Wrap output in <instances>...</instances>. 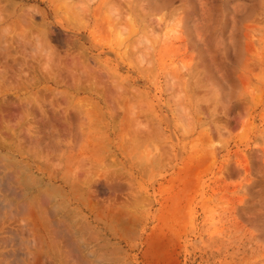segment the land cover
<instances>
[{"label":"rangeland","instance_id":"374dc122","mask_svg":"<svg viewBox=\"0 0 264 264\" xmlns=\"http://www.w3.org/2000/svg\"><path fill=\"white\" fill-rule=\"evenodd\" d=\"M0 108V264H264V0H0Z\"/></svg>","mask_w":264,"mask_h":264},{"label":"bare ground","instance_id":"6f19581e","mask_svg":"<svg viewBox=\"0 0 264 264\" xmlns=\"http://www.w3.org/2000/svg\"><path fill=\"white\" fill-rule=\"evenodd\" d=\"M70 1V0H69ZM82 2V1H81ZM103 2V1H102ZM81 4V3H80ZM83 4V3H82ZM117 4V3H116ZM87 5V4H86ZM115 5V4H114ZM112 6V5H111ZM84 7V6H83ZM86 7V6H85ZM89 7V6H88ZM117 7V6H116ZM116 7H115V10H116ZM101 8V7H100ZM122 8V7H121ZM141 8V7H140ZM119 9V8H118ZM125 9V8H124ZM132 9V8H131ZM83 10V9H82ZM113 10V9H112ZM120 10V9H119ZM84 11V10H83ZM86 11V10H85ZM120 11H122V10H120ZM26 13V12H25ZM115 14V13H114ZM172 15V14H171ZM126 17V16H125ZM27 18V17H26ZM112 18V17H111ZM85 20V19H84ZM126 20V19H125ZM153 20V19H152ZM105 22V21H104ZM146 22V21H145ZM112 24V23H111ZM126 26H128V25H126ZM108 27V26H107ZM112 28V27H111ZM149 30V29H148ZM151 30V29H150ZM126 34V33H125ZM127 36V35H126ZM146 37V36H145ZM22 38V37H21ZM122 38V37H121ZM124 39V38H123ZM151 39V38H150ZM36 40V39H35ZM120 40H122V39H120ZM149 40V39H148ZM147 41V40H146ZM40 44V43H39ZM112 46V45H111ZM140 46V45H139ZM95 47V46H94ZM150 47V46H149ZM39 48V47H38ZM48 48V47H47ZM46 51V50H45ZM42 52V51H41ZM87 56V55H86ZM142 56V55H141ZM145 56V55H144ZM50 57V56H49ZM145 58V57H144ZM150 62V61H149ZM151 63V62H150ZM83 64V63H82ZM184 67V66H183ZM73 68V67H72ZM60 76V75H59ZM49 77V76H48ZM35 80V79H34ZM33 81V80H32ZM58 81V80H57ZM38 82V81H37ZM63 82V81H62ZM122 85V84H121ZM29 86V85H28ZM86 88V87H85ZM194 89V88H193ZM192 92V91H191ZM38 93V92H37ZM126 94V93H125ZM36 95V94H35ZM41 96V95H40ZM29 97V96H28ZM118 97V96H117ZM135 97V96H134ZM216 97V96H215ZM35 98H36V96H35ZM34 98V99H35ZM41 98V97H40ZM43 98V97H42ZM193 98V97H192ZM33 101V100H32ZM122 101V100H121ZM31 103V102H30ZM24 104V103H23ZM44 104V103H43ZM25 105H27V104H25ZM88 105V104H87ZM91 106V105H90ZM93 107H94V105H93ZM22 108H23V106H22ZM1 109V108H0ZM29 110V109H28ZM92 110V109H91ZM1 111V110H0ZM6 111H7V109H6ZM5 111V112H6ZM21 111H23V110H21ZM31 111V110H30ZM4 112V111H3ZM27 112V111H26ZM82 112V111H81ZM84 112V111H83ZM82 112V113H83ZM139 112V111H138ZM155 112V111H154ZM27 113H29V112H27ZM96 113V112H95ZM135 113V112H134ZM31 115H32V113H31ZM96 115V114H95ZM16 116V115H15ZM20 116H21V114H20ZM91 116V115H90ZM93 116V115H92ZM91 116V117H92ZM25 118V117H24ZM21 119H23V118H21ZM88 120V119H87ZM21 122V121H20ZM89 122V121H88ZM94 122H95V120H94ZM134 123V122H133ZM97 124V123H96ZM94 125V124H93ZM138 125V124H137ZM92 126V125H91ZM149 127V126H148ZM7 129V128H6ZM24 129V128H23ZM37 129V128H36ZM94 130V129H93ZM145 130V129H144ZM16 131V130H15ZM143 131V130H142ZM139 132V131H138ZM140 133H141V130H140ZM145 133V132H144ZM143 133V134H144ZM104 134V133H103ZM86 135V134H85ZM83 139H85V138H83ZM148 140V139H147ZM5 141V140H4ZM64 142V141H63ZM154 142V141H153ZM104 143V142H103ZM3 144V143H2ZM147 144V143H146ZM4 145V144H3ZM143 146H145V145H143ZM73 147V146H72ZM2 148V147H1ZM5 148V147H4ZM70 148V147H69ZM90 148V147H89ZM104 148V147H103ZM155 148V147H154ZM72 149V148H71ZM8 151V150H7ZM92 151V150H91ZM76 152V151H75ZM111 152V151H110ZM22 153V152H21ZM7 156V155H6ZM12 156V155H11ZM112 157V156H111ZM4 158V157H3ZM9 158V157H8ZM80 158V157H79ZM2 159V158H1ZM6 159V158H5ZM86 159V158H85ZM85 159H83V160H85ZM92 159V158H91ZM98 159V158H97ZM146 159V158H145ZM4 160V159H3ZM82 160V161H83ZM112 160V159H111ZM6 161V160H5ZM113 161V160H112ZM146 161V160H145ZM11 162V161H10ZM95 162V161H94ZM148 162V161H147ZM14 163V162H13ZM17 163V162H16ZM86 163H90V162H86ZM109 163V162H108ZM139 163H140V161H139ZM205 163V162H204ZM59 164V163H58ZM112 164H113V162H112ZM198 164V163H197ZM90 165H92V164H90ZM93 165H94V163H93ZM109 165V164H108ZM27 166V165H26ZM31 166V165H30ZM56 167H57V163H56V165H55ZM111 166V165H110ZM144 166H146V165H144ZM143 166V167H144ZM13 167V166H12ZM55 167V168H56ZM91 167V166H90ZM24 168V167H23ZM97 168V167H96ZM20 169V168H19ZM22 169V168H21ZM25 170H24V172H28L29 174H28V176H26V178H24V179H28V177L30 178V176H31V174L30 173H32V171H31V169L29 168V166L28 167H25L24 168ZM104 169V168H103ZM60 169H58V171H59ZM97 170V169H96ZM16 171V170H15ZM20 171H22V170H20ZM88 171V170H87ZM92 171V170H91ZM23 172V171H22ZM21 172V173H22ZM26 172V173H27ZM88 172H90V171H88ZM96 172V171H95ZM11 173V172H10ZM10 173L7 171V169H6V166L5 165H3V164H0V175H1V179L3 180V178H6L7 176V178L8 179H10V180H12L11 178H16V176H14L13 174H11L10 175ZM92 173V172H91ZM23 174V173H22ZM85 174V173H84ZM95 174V173H94ZM34 175V174H33ZM56 175H57V172H56ZM56 175H55V177H56ZM86 175V174H85ZM9 176H11L10 178H9ZM53 176V175H52ZM91 176V175H90ZM32 177V179H33V176H31ZM86 177V176H85ZM78 178V177H77ZM16 179H20V178H16ZM16 179H14L15 180V186L13 185V186H10V184H9V181L8 180H5V182L6 181H8V183L6 184V183H4V181H2L1 180V182H0V184L3 182V184H5V185H2V186H4V187H6V188H3V189H7V191H8V189L10 190V192L8 191V196L12 193V194H15V195H17L18 197V199H19V197H24L25 196V194L27 193V191H25L26 190V188H22L21 187V185H20V181L22 180H20V181H18V180H16ZM37 179V178H36ZM62 179V178H61ZM86 179H87V177H86ZM31 180V179H30ZM51 180V179H50ZM83 180H85V179H83ZM91 180H92V178H91ZM69 181V180H68ZM81 181H82V179H81ZM29 182V181H28ZM37 182H39V184H41V180H39V181H37ZM48 182V181H47ZM78 182V181H77ZM84 182V181H83ZM93 182V181H92ZM191 182V181H190ZM11 183V182H10ZM68 183V182H67ZM74 184H75V182H74ZM74 184H73V186H74ZM75 185H78V184H75ZM81 185V184H80ZM96 185V184H95ZM29 186H31V185H29ZM29 186H27V187H29ZM34 186V185H33ZM62 186V185H61ZM16 187H18L20 190H17L16 191ZM26 187V186H25ZM46 187H47V184H46ZM45 187V188H46ZM52 187V186H51ZM57 187V186H56ZM55 187V188H56ZM30 188V187H29ZM32 188H34V187H32ZM79 188V187H78ZM78 188H77V191H79L78 190ZM2 189V190H3ZM51 189V188H50ZM54 189V188H53ZM61 189V188H60ZM56 190H58V189H56ZM55 190V191H56ZM73 190H74V188H73ZM6 191V192H7ZM25 191V192H24ZM28 191H30L29 189H28ZM40 191V190H39ZM42 191V190H41ZM60 191V190H59ZM58 191V192H59ZM62 191V190H61ZM65 191V190H64ZM43 192V191H42ZM44 192H46V191H44ZM43 192V194H46V193H44ZM66 192V191H65ZM57 193V192H56ZM60 193V192H59ZM74 193V192H73ZM77 194V193H76ZM76 194H74V195H76ZM7 195V194H6ZM5 194L2 196L1 194H0V196H2L1 198H0V201L3 203L4 201H6V199H8L7 198V196H6ZM29 195V194H28ZM98 195V194H97ZM188 195V194H187ZM48 197H49V199H50V196L49 195H47ZM31 197V196H30ZM98 197V196H97ZM135 197V196H134ZM184 197V196H183ZM43 198H44V196H43ZM110 198V197H109ZM12 199V198H11ZM10 199V200H11ZM21 199V198H20ZM35 199H36V197H35ZM48 199V198H47ZM85 199V198H84ZM14 200V199H13ZM48 201H50V200H48ZM86 201V200H85ZM112 201V200H111ZM0 202V203H1ZM34 202V201H33ZM1 203V204H2ZM5 203H7V202H5ZM5 203H3V205H2V207L4 206L5 208L6 207H8L9 205H8V203L7 204H5ZM28 203V202H27ZM37 203V202H36ZM39 203V202H38ZM43 203V202H42ZM42 203H40V204H42ZM125 203V202H124ZM14 205V204H13ZM27 205V204H26ZM45 205V204H44ZM117 205V204H116ZM172 205V204H171ZM28 206V205H27ZM27 206H26V208H27ZM38 206H39V204H38ZM41 206V205H40ZM40 206H39V208H40ZM0 207H1V205H0ZM11 207V206H10ZM43 207V206H42ZM120 207V206H119ZM123 207V206H122ZM137 207V206H136ZM9 208V207H8ZM12 208V207H11ZM56 208V207H55ZM113 208V207H112ZM181 208V207H180ZM13 209V208H12ZM29 209V208H28ZM37 209V208H36ZM41 209L42 208H40V210H38L37 212H41ZM11 210V209H10ZM1 211V210H0ZM12 211H14V210H12ZM16 211H17V208H16ZM43 211H45V210H43ZM72 211V210H71ZM122 211V210H121ZM8 212H9V210H8ZM28 212V211H27ZM32 212V211H31ZM128 213V212H127ZM27 214V213H26ZM57 214V213H56ZM121 214V213H120ZM20 215V214H19ZM25 216V215H24ZM66 217V216H65ZM64 217V218H65ZM42 218L44 219V217H43V215H42ZM41 218V219H42ZM1 220V219H0ZM29 220V219H28ZM63 220V219H62ZM2 221V220H1ZM115 221V220H114ZM48 222H50V220L48 221ZM1 223V222H0ZM32 223V222H31ZM41 223V222H40ZM26 224H27V222H26ZM26 224H25V227H26ZM30 224V223H29ZM34 224V223H33ZM37 224V223H36ZM50 224V223H49ZM43 225H45V224H43ZM56 225V224H55ZM28 226V225H27ZM31 226V225H30ZM35 226V225H34ZM57 226V225H56ZM66 226V225H65ZM36 227V226H35ZM50 227V226H49ZM60 227V226H59ZM33 228V227H32ZM46 228H48V225H47V227ZM28 230H30V228L28 229ZM38 230V229H37ZM36 230V231H37ZM30 231H32V229L30 230ZM39 231V230H38ZM55 231V230H54ZM32 233V232H31ZM55 233V232H54ZM66 234V233H65ZM19 236V235H18ZM51 236V235H50ZM52 237V236H51ZM5 238V237H4ZM52 241V240H51ZM1 242V241H0ZM31 242V241H30ZM37 242V241H36ZM55 242V241H54ZM77 242V241H76ZM21 243V242H20ZM82 243V242H81ZM9 244V243H8ZM37 244H38V242H37ZM10 245V244H9ZM56 245V244H55ZM21 246V245H20ZM54 248V247H53ZM56 254V253H55ZM63 256V255H62ZM80 258V257H79ZM34 259V258H33ZM53 259V258H52ZM13 262V261H12ZM45 262V261H44Z\"/></svg>","mask_w":264,"mask_h":264}]
</instances>
